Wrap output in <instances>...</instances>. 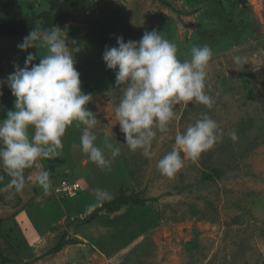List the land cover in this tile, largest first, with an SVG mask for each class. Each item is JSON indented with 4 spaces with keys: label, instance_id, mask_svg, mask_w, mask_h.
Returning a JSON list of instances; mask_svg holds the SVG:
<instances>
[{
    "label": "rangeland",
    "instance_id": "374dc122",
    "mask_svg": "<svg viewBox=\"0 0 264 264\" xmlns=\"http://www.w3.org/2000/svg\"><path fill=\"white\" fill-rule=\"evenodd\" d=\"M18 1L0 21L36 17L50 8V0ZM58 27L66 32L81 90L93 97L86 108L98 121L91 129L94 143L106 159H113L114 148L120 154L110 171L98 168L81 151L83 126L74 123L62 137L61 155L38 161L51 173L47 196L28 179L39 169L25 170L20 193L6 187L10 178L0 169V253L7 264H264V0H90ZM152 30L176 44L181 60L190 59L193 45L212 49L206 92L215 103L211 109L177 105L147 159L123 144L115 117L119 89L102 57L117 37L139 41ZM22 42L0 36V81L14 64L23 67L28 53L36 55L35 64L45 54V49L21 51ZM235 56L245 63L236 65ZM113 89L115 94H106ZM0 92L3 120L14 110L15 97L6 84ZM204 114L218 123L223 139L195 162L181 152L184 166L172 177L161 175L156 164L176 146V134ZM233 130L235 141L229 136ZM33 132L30 128L29 135ZM62 180L80 182L77 197L59 198L54 191ZM96 188L112 199L122 190L144 202L103 211L81 225L78 219L101 204ZM62 234L76 243L43 256Z\"/></svg>",
    "mask_w": 264,
    "mask_h": 264
},
{
    "label": "clouds",
    "instance_id": "9594fccd",
    "mask_svg": "<svg viewBox=\"0 0 264 264\" xmlns=\"http://www.w3.org/2000/svg\"><path fill=\"white\" fill-rule=\"evenodd\" d=\"M17 47L25 52L31 48L46 51L39 54L38 64L33 63L36 55L28 53L24 66L14 64L15 70L0 81V88L6 84L15 97L14 110H9L7 118L0 120V169L10 178L6 187L20 193L26 184L25 170L35 167L39 170L28 179L47 196L51 173L38 161L61 155L62 137L74 123L78 128L83 126L81 151L98 168L110 171L120 148L112 150L113 159H106L94 143L97 137L91 129L98 121L86 108L93 97L81 90L80 73L74 66L66 32L58 26L50 30L36 28ZM177 51L175 43L152 30L145 31L139 41L125 42L122 36L117 37L116 46H106L103 53L102 59L106 68L114 71L115 86L119 89L115 117L125 137L123 144L132 152L141 150L147 159L153 155L151 148L157 133L168 131L177 105L188 107L189 103H196L211 109L215 103L206 92V69L213 57L212 49L208 45H193L190 59L185 60L178 58ZM233 60L238 66L245 63L241 56ZM106 94H115V89ZM30 128L34 130L31 136ZM229 136L233 141L237 139L234 130ZM222 139L223 131L218 123L204 114L176 134V146L158 160L157 171L172 177L184 166L181 152L195 162ZM3 180L4 175H0V181ZM93 192L99 203L112 199L107 190L96 188Z\"/></svg>",
    "mask_w": 264,
    "mask_h": 264
},
{
    "label": "trees",
    "instance_id": "16d2710c",
    "mask_svg": "<svg viewBox=\"0 0 264 264\" xmlns=\"http://www.w3.org/2000/svg\"><path fill=\"white\" fill-rule=\"evenodd\" d=\"M89 1L90 0H50L49 10L39 13L36 17L25 15L17 20L0 21V36L7 38H24L36 28L50 30L54 26H61L73 15L75 10L84 7ZM18 5V0H0V14L14 10ZM206 176L209 177V175ZM143 202L144 200L140 199L137 195H125L124 192L120 190L116 197L93 208L83 219H78V223L81 225L88 224L96 219L103 211H117L122 205L129 203L141 204ZM74 243H76L75 239L66 238L65 235L62 234L55 245L46 251L43 256L59 252L65 245ZM0 259V264H7L10 262L2 253H0Z\"/></svg>",
    "mask_w": 264,
    "mask_h": 264
},
{
    "label": "built area",
    "instance_id": "2783aa9c",
    "mask_svg": "<svg viewBox=\"0 0 264 264\" xmlns=\"http://www.w3.org/2000/svg\"><path fill=\"white\" fill-rule=\"evenodd\" d=\"M81 184L79 181H70L62 180L55 188V193L64 198L72 199L78 195L81 191Z\"/></svg>",
    "mask_w": 264,
    "mask_h": 264
}]
</instances>
